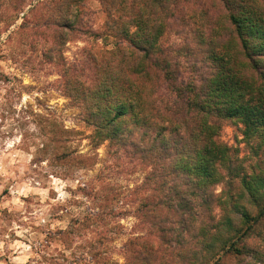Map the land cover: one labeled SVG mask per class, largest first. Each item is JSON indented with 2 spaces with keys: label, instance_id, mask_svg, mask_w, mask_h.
Segmentation results:
<instances>
[{
  "label": "trees",
  "instance_id": "1",
  "mask_svg": "<svg viewBox=\"0 0 264 264\" xmlns=\"http://www.w3.org/2000/svg\"><path fill=\"white\" fill-rule=\"evenodd\" d=\"M90 1L0 0V35L22 19L8 42L18 35L59 68L94 148L147 172L134 191L142 232L124 245V264H264V163L249 172L222 139L226 125L243 126V143L260 142L255 157L264 147V0H95L100 30ZM76 40L84 59L70 64ZM103 191H86L101 212L81 226L105 227ZM61 234L71 249L72 229Z\"/></svg>",
  "mask_w": 264,
  "mask_h": 264
},
{
  "label": "rangeland",
  "instance_id": "2",
  "mask_svg": "<svg viewBox=\"0 0 264 264\" xmlns=\"http://www.w3.org/2000/svg\"><path fill=\"white\" fill-rule=\"evenodd\" d=\"M90 5L100 30L105 15L97 1ZM22 22L0 35V264H103L105 258L124 264V245L142 232L134 217L140 200L134 191L147 172L106 145L94 148L92 130L63 91L59 68L43 64L18 35L8 42ZM114 42L106 44L112 48ZM85 46L80 40L69 44L68 63L83 60ZM242 128L226 125L222 139L240 148V159L251 172L264 163V147L255 157L260 142L243 143ZM64 153L91 157L95 165L60 162ZM100 189L110 198L105 227L94 220L81 226L88 215L101 212L86 191ZM68 229L71 249L62 241ZM101 238L104 245L92 249L90 243Z\"/></svg>",
  "mask_w": 264,
  "mask_h": 264
}]
</instances>
